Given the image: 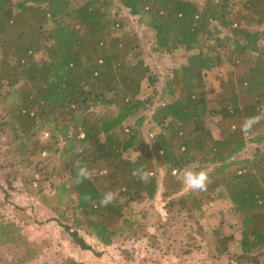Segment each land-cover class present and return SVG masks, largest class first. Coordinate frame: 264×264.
<instances>
[{
    "label": "trees",
    "instance_id": "trees-1",
    "mask_svg": "<svg viewBox=\"0 0 264 264\" xmlns=\"http://www.w3.org/2000/svg\"><path fill=\"white\" fill-rule=\"evenodd\" d=\"M122 9L155 34L157 53L189 54L156 107L158 93L140 94L144 81L156 85L159 77L145 64L137 33L123 28ZM253 26L264 27V0H84L77 6L73 0H0L2 112L20 154L35 153L28 141L36 133H52L45 151L68 172L54 186L55 199L72 213L60 225L80 250L92 251L82 231L111 247L121 229L133 226L125 210L160 195L156 172L165 170L161 187L172 198L169 208L203 217L205 198L228 199L240 216V253L232 263L263 262L264 148L253 158H237L249 144L264 143L263 119L251 133L241 131L245 118L261 115L264 107V31ZM42 52L46 58L37 59ZM225 65L235 69L225 84L229 90L209 100L205 73ZM98 108L115 111L106 117ZM214 118L219 138L211 129ZM131 152L138 153L135 160L125 157ZM77 160L95 172L79 185ZM196 164L211 180L204 192L186 195L178 177ZM140 166L151 173L148 183L132 176ZM110 190L118 193L116 202L99 206ZM22 237L14 223H0V254ZM233 240L223 236L219 254ZM4 260L0 256V264ZM61 264L84 263L68 258Z\"/></svg>",
    "mask_w": 264,
    "mask_h": 264
},
{
    "label": "rangeland",
    "instance_id": "rangeland-1",
    "mask_svg": "<svg viewBox=\"0 0 264 264\" xmlns=\"http://www.w3.org/2000/svg\"><path fill=\"white\" fill-rule=\"evenodd\" d=\"M83 2L73 0L75 6ZM120 18L126 31L137 33V40L144 50L145 64L152 74L159 77L156 85L144 81L140 94L142 99H147L158 93L154 99L156 107L163 102L160 93L173 70L186 63L189 54L182 49L172 54L157 53L155 34L151 30L139 25L138 19L124 9ZM251 30L264 31V27L253 26ZM45 58L44 52L37 56L39 60ZM233 72L235 69L229 65L206 72L205 97L215 100L223 89L229 90L225 84ZM233 77H236L235 74ZM95 111L101 116L112 117L115 110L98 108ZM261 116L264 117V107ZM217 122V118L211 122L215 138L220 137ZM28 142L35 153L20 154L17 151L19 141L9 128L0 99V223H14L23 234L18 243L2 247L4 251L0 256L7 264L11 261L18 264H61L68 258L84 264H233V256L240 253V216L232 211L231 202L228 199L209 201L205 198L203 217L199 214L191 217L186 210L180 211L179 206L171 209L169 203L172 198L166 199L163 195L165 190L161 187L165 170L156 172L160 195L154 201L132 203L125 210V217L133 226L121 229L111 247L103 246L82 231L81 235L92 251L80 250L60 225V222H65L63 217L72 219V213L57 204L55 199L54 186L64 182L68 172L59 167L54 158H49L45 151L53 145L52 133L44 129ZM262 148L264 143L249 144L237 158H253L256 151ZM137 156L135 152L125 155L131 160ZM198 167L196 164L191 168L197 170ZM220 191L221 188L213 194ZM207 192L204 194L208 196ZM182 193L187 195L189 192L183 188ZM230 235L234 236V240L223 254H219L223 236Z\"/></svg>",
    "mask_w": 264,
    "mask_h": 264
},
{
    "label": "clouds",
    "instance_id": "clouds-1",
    "mask_svg": "<svg viewBox=\"0 0 264 264\" xmlns=\"http://www.w3.org/2000/svg\"><path fill=\"white\" fill-rule=\"evenodd\" d=\"M262 118L264 117L261 115H254L245 118L241 125V131L245 135L251 133L254 127L260 124ZM74 167L76 169L75 183L78 185L83 183L85 180H91L95 175L94 171L90 170L87 165L82 164L79 160L75 162ZM173 174H176V170H173ZM132 176H134L138 182L148 183L151 173L146 170L144 166H140L132 170ZM178 179L182 183L185 191L199 192L207 189L211 177L208 170L205 168L194 170L191 167H187L182 171ZM117 196L118 193L111 190L103 193L99 200V206L107 207L108 205L115 203ZM83 199L86 203H91L93 207L97 206V203L91 194H85ZM120 202L123 203V200L121 199Z\"/></svg>",
    "mask_w": 264,
    "mask_h": 264
},
{
    "label": "built area",
    "instance_id": "built-area-1",
    "mask_svg": "<svg viewBox=\"0 0 264 264\" xmlns=\"http://www.w3.org/2000/svg\"><path fill=\"white\" fill-rule=\"evenodd\" d=\"M48 136V135H47Z\"/></svg>",
    "mask_w": 264,
    "mask_h": 264
}]
</instances>
